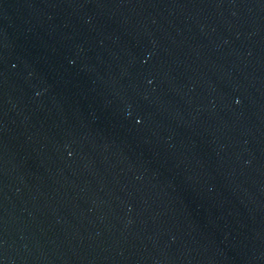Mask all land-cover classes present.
<instances>
[{"label": "water", "instance_id": "obj_1", "mask_svg": "<svg viewBox=\"0 0 264 264\" xmlns=\"http://www.w3.org/2000/svg\"><path fill=\"white\" fill-rule=\"evenodd\" d=\"M0 264H264V0H0Z\"/></svg>", "mask_w": 264, "mask_h": 264}]
</instances>
